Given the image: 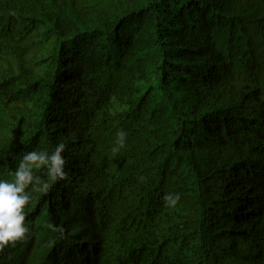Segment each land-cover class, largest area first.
Listing matches in <instances>:
<instances>
[{
    "label": "trees",
    "instance_id": "obj_1",
    "mask_svg": "<svg viewBox=\"0 0 264 264\" xmlns=\"http://www.w3.org/2000/svg\"><path fill=\"white\" fill-rule=\"evenodd\" d=\"M60 142L0 264H264V0H0V179Z\"/></svg>",
    "mask_w": 264,
    "mask_h": 264
},
{
    "label": "clouds",
    "instance_id": "obj_2",
    "mask_svg": "<svg viewBox=\"0 0 264 264\" xmlns=\"http://www.w3.org/2000/svg\"><path fill=\"white\" fill-rule=\"evenodd\" d=\"M220 64L210 59L203 60L199 66V74L209 84H215L219 78ZM126 133H117L118 147L112 151L118 152L124 146ZM66 145L58 143L55 149L49 153L46 150L29 151L24 154L13 173L11 180L0 179V249L6 246H15L18 241L26 238L30 233L29 227L25 223V208L30 203V186L34 189L40 181V177L35 174V170L44 168L48 180L43 182L39 191L47 192L51 184L66 178L65 157L62 155ZM180 200V195L166 194L164 201L166 206L174 208ZM54 232L63 234V229L52 224L47 225Z\"/></svg>",
    "mask_w": 264,
    "mask_h": 264
}]
</instances>
